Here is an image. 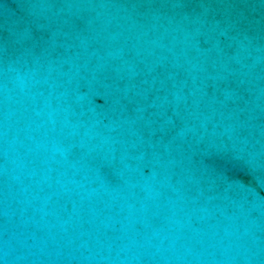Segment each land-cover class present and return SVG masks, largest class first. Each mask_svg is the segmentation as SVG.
Here are the masks:
<instances>
[{
	"label": "water",
	"instance_id": "1",
	"mask_svg": "<svg viewBox=\"0 0 264 264\" xmlns=\"http://www.w3.org/2000/svg\"><path fill=\"white\" fill-rule=\"evenodd\" d=\"M0 264H264V0H0Z\"/></svg>",
	"mask_w": 264,
	"mask_h": 264
}]
</instances>
